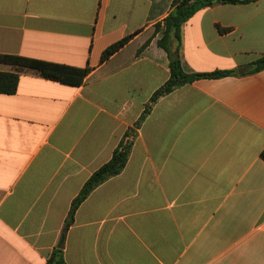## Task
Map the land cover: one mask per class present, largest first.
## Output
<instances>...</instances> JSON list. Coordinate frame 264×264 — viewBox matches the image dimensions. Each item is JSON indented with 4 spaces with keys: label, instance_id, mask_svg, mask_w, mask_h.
Listing matches in <instances>:
<instances>
[{
    "label": "crops",
    "instance_id": "crops-1",
    "mask_svg": "<svg viewBox=\"0 0 264 264\" xmlns=\"http://www.w3.org/2000/svg\"><path fill=\"white\" fill-rule=\"evenodd\" d=\"M173 1L0 0V55L90 69L80 86L23 70L16 94H0V264H46L61 247L66 264H264V70L249 71L264 56V0L184 24L188 69L235 74L160 98L125 169L64 233L73 201L170 78L154 27Z\"/></svg>",
    "mask_w": 264,
    "mask_h": 264
},
{
    "label": "trees",
    "instance_id": "trees-1",
    "mask_svg": "<svg viewBox=\"0 0 264 264\" xmlns=\"http://www.w3.org/2000/svg\"><path fill=\"white\" fill-rule=\"evenodd\" d=\"M259 0H174V9L160 23L155 25L156 34L161 33L158 46L168 55L170 78L167 83L157 90L152 96L146 111L141 120L136 123L135 127L128 130L121 140L120 144L114 151L112 159L97 170L84 185L78 197L73 201L66 223L64 233L68 231L74 222L75 214L80 205L89 197V195L104 182L110 178L116 177L125 169L134 142L137 136V130L141 127L146 115L150 112L153 105L162 97L172 93L174 90L185 85L194 83L203 79H220L235 74L233 71H217L213 73H195L185 66L183 61L174 58V54L179 55L182 28L184 24L194 16L198 11L214 6L216 4H245L253 3ZM224 31V30H221ZM134 37V34L125 37L120 42L107 48L102 56L106 61L121 48H123ZM150 42L145 44L141 50L145 49ZM0 64L12 66L15 72L0 71V94L14 95L18 90L20 72L23 70H33L42 77L52 81L60 82L71 86H80L89 74L90 69H79L66 65L48 63L40 60L29 59L20 56L0 55ZM264 70V56L256 60L250 68L251 73ZM261 159L264 161V150L261 153ZM46 264H66L63 247L56 248L47 260Z\"/></svg>",
    "mask_w": 264,
    "mask_h": 264
},
{
    "label": "water",
    "instance_id": "water-1",
    "mask_svg": "<svg viewBox=\"0 0 264 264\" xmlns=\"http://www.w3.org/2000/svg\"><path fill=\"white\" fill-rule=\"evenodd\" d=\"M174 58L179 59V56L177 54H174ZM244 71H245V69H244ZM240 73H242V71ZM63 243H64V237L62 238L59 247H61L63 245Z\"/></svg>",
    "mask_w": 264,
    "mask_h": 264
},
{
    "label": "rangeland",
    "instance_id": "rangeland-1",
    "mask_svg": "<svg viewBox=\"0 0 264 264\" xmlns=\"http://www.w3.org/2000/svg\"><path fill=\"white\" fill-rule=\"evenodd\" d=\"M154 30H155V36H157L158 34H156V29H155V27H154ZM155 36H154V37H155ZM160 38H161V35H160ZM160 38H159V39H160ZM151 41H152V40H150L149 42H151ZM158 41H159V40H158ZM9 66H10V65H9Z\"/></svg>",
    "mask_w": 264,
    "mask_h": 264
}]
</instances>
